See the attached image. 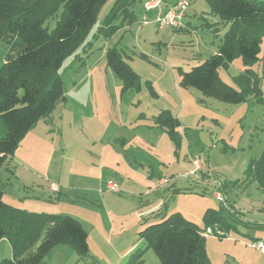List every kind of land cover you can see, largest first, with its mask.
I'll list each match as a JSON object with an SVG mask.
<instances>
[{"label": "rangeland", "instance_id": "1", "mask_svg": "<svg viewBox=\"0 0 264 264\" xmlns=\"http://www.w3.org/2000/svg\"><path fill=\"white\" fill-rule=\"evenodd\" d=\"M114 2L108 0L99 12L84 47L60 66L66 102L38 120L20 142V157L11 167L14 176L1 177L2 201L26 212L69 216L84 228L85 258L58 245L64 252L50 250L46 264H160L143 247L139 231L173 213L201 228L205 211L221 205L244 221L233 222L237 231L217 232L220 238L206 233L209 264H264L252 250L244 249L248 258L240 259L250 213L264 207V193L244 178L247 163L264 148V65L248 67L259 78L260 94L247 92L240 104L180 88L179 72L215 54L228 25L212 13L207 0H189L178 27L159 28L154 19L164 16L175 0H160L159 11L150 12L144 11L152 0H135L131 10L136 21L119 19L110 36L99 35L98 26ZM143 17L149 24L141 25ZM55 24L53 17L43 26L51 31ZM109 48H116L138 75V89L122 91L121 80L106 66ZM6 51L0 42V66ZM245 68L238 57L217 74L240 90L237 78ZM163 110L180 122L175 138L154 123ZM4 132L0 119V138ZM24 146L41 151L37 161L21 159ZM109 184L117 191L109 190ZM135 253L140 256L131 262ZM9 258L10 246L2 239L0 261Z\"/></svg>", "mask_w": 264, "mask_h": 264}, {"label": "trees", "instance_id": "2", "mask_svg": "<svg viewBox=\"0 0 264 264\" xmlns=\"http://www.w3.org/2000/svg\"><path fill=\"white\" fill-rule=\"evenodd\" d=\"M108 0H0V42L7 45L0 66V119L5 132L0 138V169L12 158L18 145L40 119L48 118L58 103L66 101L59 70L64 60L84 47L99 12ZM135 0H115L98 26L97 34L108 37L117 29L114 23L136 21L131 8ZM212 13L228 25L215 54L188 72H179L178 87L192 88L204 97L240 104L247 92L258 97L259 78L248 67L264 65V0H207ZM55 17L51 31L44 23ZM116 48L105 53L106 66L122 82L123 92L139 88V77ZM240 58L247 67L238 76L235 90L223 83L218 70ZM151 95L155 96L152 87ZM154 123L175 138L180 126L168 110L153 117ZM258 158L247 163L244 178L251 179L264 193V148ZM236 184V183H232ZM221 187V186H220ZM220 187L218 190H220ZM3 199L0 188V241L7 240L11 258L0 264H44L50 250L69 246L79 258L88 255L87 233L69 216L26 212ZM221 202V201H220ZM222 204V202H221ZM220 204V205H221ZM220 210L205 211L203 227L173 213L139 231L143 247L151 249L160 264H209L205 250L207 230L237 231L236 215ZM140 254H133L130 261Z\"/></svg>", "mask_w": 264, "mask_h": 264}, {"label": "crops", "instance_id": "3", "mask_svg": "<svg viewBox=\"0 0 264 264\" xmlns=\"http://www.w3.org/2000/svg\"><path fill=\"white\" fill-rule=\"evenodd\" d=\"M154 0H152V2H153ZM152 2H150V3H152ZM150 3H148V4H150ZM148 4H146V5H148ZM161 6V3H160V0H159V4L154 8V9H152V10H149L148 12H150V11H154V10H156V11H159L158 9H159V7ZM145 12V11H144ZM160 13H162L161 12V10H160ZM66 102V101H65ZM30 132V131H29ZM28 132V133H29ZM28 133H26V135L28 134ZM25 138V137H24ZM21 146V143L18 145V147H17V149H16V151L14 152V154H13V156H12V158H10V159H8L7 160V162L4 164V166H2V168L0 169V182H1V177L2 176H4V175H6V176H8V177H10V176H14V171H13V169L11 168L12 167V165H13V163L15 162L14 160H17V158H19L20 156H18L19 154H17L18 153V149H19V147ZM26 146V145H25ZM24 146V148L22 149V151H19V153L20 154H22V160H30L31 162H34V161H37L38 160V155L39 154H41V151H39L38 150V148H37V150L33 147V148H26ZM28 146V145H27ZM21 150V149H20ZM37 159V160H36ZM16 163V162H15ZM190 173V172H189ZM205 181V180H204ZM0 185H1V183H0ZM51 185H55V183H52ZM56 187H57V185H55ZM57 189V188H56ZM52 190V189H51ZM54 191V190H53ZM4 192H3V197H4ZM251 215V218L249 217V219L247 220V226H246V228H248L247 230H248V232H247V234H243L244 235V237H245V239H246V241L248 242V241H251V240H259V239H264V207H261V208H257L256 210H255V212H252V213H250ZM239 217L240 218H238V220L239 219H242V221H244V217H242L241 215H239ZM240 221V220H239ZM2 241V240H1ZM242 246H244L243 244H242ZM56 248H60V249H57L59 252L60 251H62V252H64V250L65 249H62L61 247H55V249ZM243 249H241V251L240 250H238V252L240 251L241 252V254H243V255H240L241 257H240V259H241V261H244L245 259H247L248 258V254H247V252L246 251H244V249L245 250H247V251H249L250 253L253 251L254 253H256V255H253L252 254V256H254V258L255 257H258V258H260L263 262H264V255H262V254H260L259 252H257V251H254V250H252L251 251V249H248L247 247H246V245L244 246V247H242ZM55 249H53V250H55ZM51 252H52V250H51ZM247 254V255H246ZM259 254V255H258ZM247 256V257H246ZM249 263V264H253V261H246V263ZM46 264V263H45Z\"/></svg>", "mask_w": 264, "mask_h": 264}, {"label": "built area", "instance_id": "4", "mask_svg": "<svg viewBox=\"0 0 264 264\" xmlns=\"http://www.w3.org/2000/svg\"><path fill=\"white\" fill-rule=\"evenodd\" d=\"M153 2H155V4L152 6L151 3L146 5L145 12L154 9L159 4V0H154ZM189 4H190L189 0H175L172 8L166 10L164 16L156 17L154 19L153 21L154 24H157L159 28H162L163 26L178 27L180 25V22L183 20L185 16V11L188 8ZM146 24H149V21H147L145 17H143L141 25H146ZM50 186L52 190L54 191L56 190L55 185H50ZM219 186L220 185L217 184V188H219ZM107 187L111 191H117V188L112 184H109ZM214 197L222 202V197L218 192H215ZM207 232L209 233L210 230H207L206 233ZM206 233L204 234V236L206 235ZM246 247L248 249L257 251L260 254L264 255V239L251 240L247 242Z\"/></svg>", "mask_w": 264, "mask_h": 264}]
</instances>
